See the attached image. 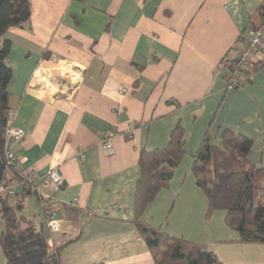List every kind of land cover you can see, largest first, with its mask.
Returning <instances> with one entry per match:
<instances>
[{"label": "crops", "instance_id": "obj_1", "mask_svg": "<svg viewBox=\"0 0 264 264\" xmlns=\"http://www.w3.org/2000/svg\"><path fill=\"white\" fill-rule=\"evenodd\" d=\"M31 3V28L5 34L12 41L10 119L24 130L13 148L37 175L33 186L16 190L20 214L43 228L60 264H156L136 223L140 157L166 147L179 122L185 154L141 220L206 245L224 263L254 254L240 247L224 210L205 219L209 202L192 165L205 135L220 146L225 128L252 138L248 158L264 165V67L238 87L228 84L225 67L247 29L264 27V0ZM108 132L112 155L101 146ZM54 168L64 177L58 190L47 179ZM44 194L62 220L59 231L47 225ZM3 229L0 215V264H7Z\"/></svg>", "mask_w": 264, "mask_h": 264}, {"label": "trees", "instance_id": "obj_2", "mask_svg": "<svg viewBox=\"0 0 264 264\" xmlns=\"http://www.w3.org/2000/svg\"><path fill=\"white\" fill-rule=\"evenodd\" d=\"M31 0H0V165L4 167L5 129L10 119L9 84L13 70L7 62L12 41L5 38L11 27L31 28ZM227 78L248 80L264 61L251 69H235L234 59L226 61ZM229 84V83H228ZM241 85V84H240ZM239 85V86H240ZM185 130L179 122L166 147L144 150L140 157L141 176L137 183L136 223L152 250L156 264H231L224 263L206 245L183 237L172 236L141 220V214L158 193L168 188L185 154ZM254 140L230 128L221 132V145L214 143L209 132L194 155L192 172L197 184L208 198L206 218L214 211L224 210L226 222L244 243H264V165H252L248 154ZM17 176V175H16ZM30 188V187H26ZM24 205L18 198L0 200V215L4 220L1 244L7 264H60L57 249H50L43 228L20 212Z\"/></svg>", "mask_w": 264, "mask_h": 264}, {"label": "built area", "instance_id": "obj_3", "mask_svg": "<svg viewBox=\"0 0 264 264\" xmlns=\"http://www.w3.org/2000/svg\"><path fill=\"white\" fill-rule=\"evenodd\" d=\"M264 13V9H263ZM235 69H251L254 64L264 59V27H250L247 29L246 39L240 49L234 54ZM246 80L230 77L229 85L238 87ZM241 86V85H240ZM24 136V130L16 127L9 119L5 129V155H4V175L0 181V200L9 199L11 202H17L19 195L16 190L17 186L31 187L35 184L37 175L33 172H26L24 166L18 159L13 148L15 140ZM113 134L108 132L103 136L101 143L104 153L112 155L115 151L113 144ZM17 173L18 181L15 179ZM48 181L58 190L64 184V177L57 169H51L47 174ZM50 195L41 196V205L46 217V222L52 232L59 231L62 226V220L54 218L55 205L51 202Z\"/></svg>", "mask_w": 264, "mask_h": 264}, {"label": "rangeland", "instance_id": "obj_4", "mask_svg": "<svg viewBox=\"0 0 264 264\" xmlns=\"http://www.w3.org/2000/svg\"><path fill=\"white\" fill-rule=\"evenodd\" d=\"M262 190L264 191V188H262ZM32 200H34V198ZM205 219L207 220L206 214H205ZM240 243H241L239 244L241 245L240 247H242V249H244L246 252L248 253L254 252V254L250 253L251 254L250 257L247 258L246 256V258L243 259V262L240 264H264V243H257V242L256 243L240 242Z\"/></svg>", "mask_w": 264, "mask_h": 264}, {"label": "water", "instance_id": "obj_5", "mask_svg": "<svg viewBox=\"0 0 264 264\" xmlns=\"http://www.w3.org/2000/svg\"><path fill=\"white\" fill-rule=\"evenodd\" d=\"M4 175V168L0 165V181L3 178Z\"/></svg>", "mask_w": 264, "mask_h": 264}]
</instances>
